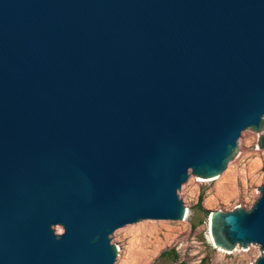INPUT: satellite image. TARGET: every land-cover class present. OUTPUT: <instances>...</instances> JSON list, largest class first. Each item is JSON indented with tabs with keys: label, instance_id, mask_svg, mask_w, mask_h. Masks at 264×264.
Listing matches in <instances>:
<instances>
[{
	"label": "water",
	"instance_id": "obj_1",
	"mask_svg": "<svg viewBox=\"0 0 264 264\" xmlns=\"http://www.w3.org/2000/svg\"><path fill=\"white\" fill-rule=\"evenodd\" d=\"M263 126L264 0H0V264H113L111 233L183 220L189 170L217 178ZM257 190L208 217L250 264Z\"/></svg>",
	"mask_w": 264,
	"mask_h": 264
},
{
	"label": "rangeland",
	"instance_id": "obj_2",
	"mask_svg": "<svg viewBox=\"0 0 264 264\" xmlns=\"http://www.w3.org/2000/svg\"><path fill=\"white\" fill-rule=\"evenodd\" d=\"M264 132L246 128L237 140V151L217 178H202L189 170L177 190L187 211L186 220L142 219L111 233L117 246L113 264H250L260 256V247L237 244L232 250L215 247L209 240L210 211L249 209L264 184V150L257 141ZM186 214V212H185ZM57 227L52 228L56 233Z\"/></svg>",
	"mask_w": 264,
	"mask_h": 264
},
{
	"label": "bare ground",
	"instance_id": "obj_3",
	"mask_svg": "<svg viewBox=\"0 0 264 264\" xmlns=\"http://www.w3.org/2000/svg\"><path fill=\"white\" fill-rule=\"evenodd\" d=\"M186 218H187V211H186V214H185V217H184V221L186 220ZM208 224H209V219H208ZM58 232H60L61 231V228L60 227H57V229H56ZM209 240L212 242V244L214 245V243H213V240H212V237L211 236H209ZM215 246V245H214ZM216 248H217V246H215Z\"/></svg>",
	"mask_w": 264,
	"mask_h": 264
}]
</instances>
